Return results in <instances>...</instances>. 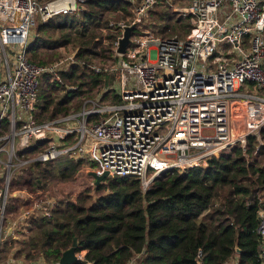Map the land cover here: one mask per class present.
Listing matches in <instances>:
<instances>
[{"label": "built area", "instance_id": "built-area-1", "mask_svg": "<svg viewBox=\"0 0 264 264\" xmlns=\"http://www.w3.org/2000/svg\"><path fill=\"white\" fill-rule=\"evenodd\" d=\"M87 1L0 0V142L6 141L0 146L3 214L12 175L34 161L50 162L65 155L97 158L110 175L136 177L148 192L165 171L207 165L210 158L236 145L246 153L250 136H257L258 154L264 146V0H188L181 12L193 19L195 34L161 39L133 32L126 52L120 53L127 26L136 23V30L139 20L156 6L172 4L127 0L132 15L112 20L103 29L119 34L112 47L114 59L90 65L96 73L113 76L104 89L113 90L119 102L102 100L99 92L78 112L40 121L42 78L51 75L62 82L60 71L76 61L75 52L48 64L30 60L36 15L40 22L79 15ZM38 141L46 142L42 151L31 158L21 154ZM51 205L48 197L34 200L8 221L9 233L28 223L31 213L51 216ZM258 233L264 248V211ZM144 255L145 250L134 254L128 264H141ZM4 262L0 264H48L42 257Z\"/></svg>", "mask_w": 264, "mask_h": 264}, {"label": "trees", "instance_id": "trees-1", "mask_svg": "<svg viewBox=\"0 0 264 264\" xmlns=\"http://www.w3.org/2000/svg\"><path fill=\"white\" fill-rule=\"evenodd\" d=\"M115 11L130 17V2L88 0L79 15L56 16L36 26L28 48L33 63L48 64L62 59L63 47L69 53L75 50L76 61L60 71L62 82L51 75L42 78L37 104L40 121L78 112L84 101L85 85H89L90 91L100 86L102 100L113 94L109 99L119 102L113 90L104 89L111 85L113 76L96 73L90 67L99 56L111 58L119 34L104 33L101 27L103 24L108 27L106 14ZM168 15L163 14L162 20L168 21ZM194 26L189 18L165 24L167 29L183 28L186 33ZM43 79H54L57 87L74 88L69 90L66 101H56L44 88ZM74 95L78 102L72 101ZM261 137L264 139V131ZM257 144V136H250L246 153L236 145L210 158L207 165L165 171L148 192L142 190L136 177L110 175L67 201L66 208L56 205L51 216L34 219L37 230L30 246L39 250V258L48 264L59 262L75 237L77 253L83 258L74 264H87V261L128 264L134 254L144 250L141 264H229L234 256L238 257L236 264H263V237L258 226L264 211V146L254 154ZM45 145L46 142L38 141L21 154L34 157ZM41 163L32 162L10 180L9 195L14 190L23 192L25 195L20 200L27 208L41 198L39 190L46 180L71 178L78 166L72 161L68 168L50 170ZM92 189L99 192L95 200L90 197ZM237 245L240 253L236 251Z\"/></svg>", "mask_w": 264, "mask_h": 264}, {"label": "rangeland", "instance_id": "rangeland-1", "mask_svg": "<svg viewBox=\"0 0 264 264\" xmlns=\"http://www.w3.org/2000/svg\"><path fill=\"white\" fill-rule=\"evenodd\" d=\"M170 1L172 2V4H168V3L160 4L156 6L152 11H150L148 14L143 16L139 20V26L136 29L137 33L148 32L161 39L168 38L169 36H172L173 34H178L179 36H188V35L195 34L196 32L193 31L195 27L192 28L191 31L187 33L184 31L183 28H177V30L175 31L171 30L170 28L168 29L165 28V24L167 22L171 24H175V22L179 18H182V20H187V18H189L191 19V22H193V19L191 18V16L189 15L184 16L181 12L182 8L188 5L189 3L188 0H170ZM166 13L169 14L166 18V20L168 21H163L162 20L163 14H166ZM127 17H129V15L124 16L121 11H115L111 14L110 13L106 14V19H109V22L112 20L127 19ZM39 23H40V18H39V15L37 14L36 15V25L34 26L35 28H33V35H35L36 26ZM101 28H105L104 24L102 25ZM105 43H108V41H106ZM60 50H61L62 58L65 56H69L75 51L74 50L71 53H69L68 49H66L65 47L61 48ZM105 53H109V52H105ZM45 58L47 59L48 57H45ZM113 59L114 58L112 55H111V58H108V59H106L105 57L99 56L95 58L94 63L107 62ZM53 80L54 79H49V81L44 80V83H43L44 88L47 89L48 93L51 94V96L56 101H66V97L69 95V90H72L71 86L57 87L55 83H53ZM85 80L88 82L89 77L87 76ZM99 88L100 86L94 87L90 91L89 85H85L83 87V89L85 90L83 92V96H84L83 103L88 99H93L94 98L93 96L99 93L98 91ZM112 95L113 94L108 96L107 99L105 100L106 101L109 100V98H111ZM82 98H81V101H82ZM78 99L79 98L76 95L72 97L73 102H78L77 101ZM5 143H6L5 140L0 142V146ZM1 157L3 159H6L7 158L6 153L3 152ZM72 161H74L75 163H78V166H77V171L71 178L62 179L59 177H51L48 180H46L44 184H42L43 188L39 190L40 197H48L49 199H51V201H53L54 205H51L53 207L57 205V207L60 206L62 208H66L67 201L73 200L78 193H82L85 190H87L86 188H92V185L95 182V178L90 175V172L91 171L102 172L104 170L101 161L97 158L92 159V160L74 159L68 155L59 157L58 159L54 161H50V164L49 162H42L41 164L44 168H48L50 170L53 167L64 169V168H68ZM20 173H17L16 175L19 176ZM1 182L2 180H0V183ZM18 192H21V191H18V190L11 191L8 197V200H7V204H6V212L4 214L2 213V210L0 209V232L2 230V236L0 237V261L2 263L4 261L6 262L9 258H19L25 262H28L29 260L39 259V250L31 248L29 242H30L31 237L34 235L35 231L37 230V226L33 220L36 218H40L42 216L41 213H36V214L31 213V215L28 216V219H29L28 223L19 224L18 227H16L12 231L10 230V233L8 231V227H9L8 221H10L11 219H16L18 215L24 209L27 208L22 204L23 201L20 200L21 197L18 195L19 194ZM98 194L99 192H96L94 189H92L90 193L91 200H95ZM0 206H1V202H0ZM29 254H31L32 257H29L30 256Z\"/></svg>", "mask_w": 264, "mask_h": 264}, {"label": "water", "instance_id": "water-1", "mask_svg": "<svg viewBox=\"0 0 264 264\" xmlns=\"http://www.w3.org/2000/svg\"><path fill=\"white\" fill-rule=\"evenodd\" d=\"M137 24L133 23L126 27L123 37L120 39V45L118 48V51L120 53H125L127 50V47L129 43L131 42V36L136 28ZM90 175L95 178L94 184L97 186L102 181H104L106 178L110 176V173L108 170H103L102 172L98 171H91ZM77 247H78V240L77 237L74 238L72 245L66 249L59 260V264H74L77 260H79L78 253H77ZM236 251L238 253L241 252V249L239 246H236ZM87 264H92L91 262L87 261Z\"/></svg>", "mask_w": 264, "mask_h": 264}, {"label": "crops", "instance_id": "crops-1", "mask_svg": "<svg viewBox=\"0 0 264 264\" xmlns=\"http://www.w3.org/2000/svg\"><path fill=\"white\" fill-rule=\"evenodd\" d=\"M238 260V257H234L233 259L230 260L229 264H236Z\"/></svg>", "mask_w": 264, "mask_h": 264}]
</instances>
